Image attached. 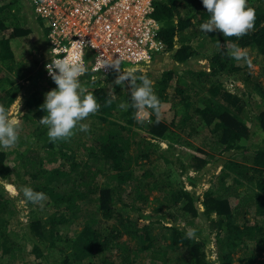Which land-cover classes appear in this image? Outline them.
Instances as JSON below:
<instances>
[{
  "label": "trees",
  "instance_id": "obj_1",
  "mask_svg": "<svg viewBox=\"0 0 264 264\" xmlns=\"http://www.w3.org/2000/svg\"><path fill=\"white\" fill-rule=\"evenodd\" d=\"M246 4L255 9L254 28L237 38L201 31L210 18L202 0L154 1L152 16L160 24L164 51L174 61L164 70L156 67L161 74L153 82L158 115L145 109L148 116L138 121L131 92L118 91L113 99L89 73L81 79L100 108L88 118L98 122L52 142L40 123L43 98L32 92L21 122L31 139L19 136L14 147L0 149V179H12L8 185L14 192L19 189L20 200L24 187L45 193V199L26 202L21 217V207L0 183V264H167V247L181 253L177 264H232L239 253L240 264H264V86L248 68L253 56L260 58L258 76L264 77V0ZM28 5V0H0V104L8 109L22 87L12 73L30 80L29 63L16 62L10 45L31 34L30 22L21 24L12 12L13 6ZM234 44L246 53L244 59L231 58ZM206 45L208 53L203 52ZM203 58L207 70L176 65ZM148 73L133 70L134 83ZM227 79L238 80L242 89L233 93L224 85ZM165 103L173 111L169 122L160 118ZM109 116L120 121H109ZM197 136H202L200 146L193 143ZM215 154L224 156L218 159L221 168L197 193L194 173ZM44 208L48 213L39 215ZM201 215L206 228L194 222ZM74 220L80 230L63 236V228ZM156 225L162 230L156 232ZM191 225L198 239L187 238ZM161 238L165 247L159 245ZM209 240L217 248L216 260L209 257ZM150 250L152 258L145 263Z\"/></svg>",
  "mask_w": 264,
  "mask_h": 264
},
{
  "label": "built area",
  "instance_id": "obj_2",
  "mask_svg": "<svg viewBox=\"0 0 264 264\" xmlns=\"http://www.w3.org/2000/svg\"><path fill=\"white\" fill-rule=\"evenodd\" d=\"M34 14L47 22L46 77L53 60L85 53L87 74L109 75L111 63L129 69L148 67L165 52L160 24L152 16L155 0H29ZM128 69V68H123Z\"/></svg>",
  "mask_w": 264,
  "mask_h": 264
},
{
  "label": "clouds",
  "instance_id": "obj_3",
  "mask_svg": "<svg viewBox=\"0 0 264 264\" xmlns=\"http://www.w3.org/2000/svg\"><path fill=\"white\" fill-rule=\"evenodd\" d=\"M202 3L210 14V18L201 24V31L206 35L219 30L226 37L241 38L254 28L255 9L247 7L246 0H202ZM84 55L85 53L70 58L52 59L46 66L57 87L45 94L44 103L41 105L45 114L40 117V123L47 127V135L52 142L70 138L78 127L80 131H87L88 125L82 124L81 121L88 118L90 114H95L100 108L97 98L88 92L81 79L88 72ZM229 55L234 60L246 57V53L235 44ZM108 65L120 72L118 79L121 83L128 81L133 88L131 101L132 106L137 109L138 121H143L147 116L145 109H151L157 115L159 114L160 102L154 94L150 79L142 77L141 82L135 84L133 69H129L131 67L126 66L124 68L128 67V69L121 71L119 61ZM134 70L145 73L142 68ZM122 72H127V75H123ZM94 82H98V79H94ZM22 115L19 106L14 111H10L0 104V149L11 148L18 143ZM22 195V204L38 203L45 199V193L30 187H24ZM186 236L189 239H198L195 229L187 230Z\"/></svg>",
  "mask_w": 264,
  "mask_h": 264
},
{
  "label": "rangeland",
  "instance_id": "obj_4",
  "mask_svg": "<svg viewBox=\"0 0 264 264\" xmlns=\"http://www.w3.org/2000/svg\"><path fill=\"white\" fill-rule=\"evenodd\" d=\"M29 5H30V1L28 0ZM26 6L25 9H18V6H13L12 7V12L15 13L14 17L16 20V15L18 16L19 20H21V24H26L30 22V27L28 26V28L31 30V34H29V36H22L20 38H15L10 40V45H11V49L13 50L14 54H15V58H16V62H21V63H25L26 64L29 63V73L27 75V78H29L30 80L28 81L27 79H20V77L15 76V73H12V78H14L17 82V84H20L21 90L20 92H18L15 100L13 101V103L11 104L9 110L10 111H14L18 106H19V111L23 114L22 118H21V122H24L25 118V112H26V107H25V103L27 98L32 94V92H35L36 96H40L43 98V102L45 99V94L56 88V84L55 83H51L49 79H47L48 77H46L45 72H43V68L41 65V62L44 61V59L46 58L47 53L43 52V50H45L47 48L48 50V40H47V22L39 17H37L33 10L31 5L30 6ZM20 15V16H19ZM23 26V25H22ZM198 28V26H197ZM188 32V29L184 31V33ZM175 39V43L177 45V47L179 46V39H178V34L176 35ZM194 44V43H193ZM205 53L209 52V45H206L205 50L203 51ZM42 55H41V54ZM260 58L257 57V59L253 56V60L251 65L248 67L249 68V72L251 73L252 77L257 78V80L261 83L262 86H264V77L262 76H258L259 75V66H258V60ZM171 62H174L173 59H171L170 57V52H163L162 54H159L156 56V58H154V61L152 62V64L150 63L148 67L142 68V71L145 72V74H147L148 72V79H150L153 82H155V80L157 79V77L160 74V72H158L157 68H161L163 67L162 70H164V68L166 66H172ZM1 64V63H0ZM128 63H121V71H123V68L127 66ZM176 65L178 67H183L187 70L189 69H196V68H204V69H208V62L206 59H200L198 61L195 60H189L188 63H176ZM27 68V66H25ZM24 67V68H25ZM157 67V68H156ZM128 68V67H127ZM247 69V68H246ZM158 73V74H157ZM123 75H127V72H122ZM120 75V72L115 71L114 73H112L111 75H104L101 73H97V77H95L94 79L97 80L98 82H95L96 86H103L104 90L106 92L109 93V95L113 98L116 99L117 97V92H121V93H126V92H132V88L130 87V83L128 81H125L124 83H121L120 80L118 79ZM39 79L43 80L45 82V84H41L39 82ZM83 79V78H82ZM53 80V79H51ZM90 81H91V76H90ZM105 84H104V83ZM224 85L226 88H228L230 91H232L233 93L239 92L240 89H242L243 85L238 81H231L229 79L224 80ZM3 88L7 87V86H2ZM126 101V98L123 97L122 99V104H124ZM165 107V113L163 115L160 116L161 119L165 120L166 122H169L170 119L173 117V111L169 108L170 104L169 103H165L163 104ZM250 110H253L252 107L250 108ZM145 112L147 113L148 116V112L145 110ZM254 112V111H253ZM146 116V117H147ZM109 121H120L116 118H114L113 116H109L107 118ZM94 121H96V123L98 122L97 119L95 118H86L83 121V124H91ZM122 122V121H121ZM32 129V128H31ZM25 130H27L25 128ZM85 132V131H84ZM25 133V134H24ZM30 131H28V135L26 134V132H24L22 129L20 130V137H23L24 139H26V137H28L27 140H30L31 137L29 136ZM86 134L84 133V136ZM87 136V135H86ZM85 136V137H86ZM30 137V138H29ZM88 137V136H87ZM200 137L202 136H197L196 139L193 140V143L196 146H200L201 144V140ZM33 144V140L29 141V144ZM30 144V145H31ZM23 147V146H22ZM21 150V147H20ZM224 159V156H219V154H215L214 157L211 156V158L209 159L210 161L207 163L206 167L196 173H194L197 178L199 179V183L196 186V191L197 193H199L202 189L209 187L210 185V180H211V175L213 173H217L218 170H220L221 168V163H219L218 159ZM215 160L217 161L215 163ZM141 163H143L141 161ZM168 167V166H167ZM138 172L140 170H137ZM178 171V170H177ZM105 177V176H104ZM103 181V177L99 179V182ZM183 181L186 182V179L183 178ZM229 181V179L227 180ZM231 181V180H230ZM0 183H5V188L7 190V192L9 193V196L11 197V199H13V202L16 204L17 207H21V212H20V216L23 217L24 213H27V203H21V195H20V191L18 189V192L16 190V192H14L11 189V186L8 185V183H13L12 179L10 180H1L0 179ZM15 187V186H14ZM190 187V186H189ZM187 186V188H189ZM153 194H157L156 192H154ZM15 197H18V199L20 201H18ZM153 196L149 197V202H151L150 207L154 206V202L151 200ZM18 203H20V206H18ZM148 207L147 208V212H149L151 210V208ZM31 208H36L34 206H32ZM37 209V208H36ZM48 213V210H46L45 208L41 211H39V215L40 214H46ZM25 215V214H24ZM196 227L199 228H206V226L208 225L207 222H205L203 220V216L201 215L199 218H197L196 220H194ZM180 222H178L179 224ZM180 225V224H179ZM156 232H159L160 230H162V227L159 225H156ZM196 227L194 226H188L189 229H195ZM80 224L77 223L76 220H74V222L69 225V227L63 228V236L67 235V234H73L76 231L80 230ZM160 241V246L163 245V243H165L162 247H165L166 245V241L161 238L159 239ZM210 244L208 246L209 251V257L212 260H216L217 258V248L215 247V245L213 244L214 240H209ZM27 244L28 246H30L31 242L29 240H27ZM161 247V248H162ZM167 247V246H166ZM239 253V252H237ZM152 254H153V250L148 251L147 255L144 256L143 261L145 263L150 262V258H152ZM240 254V253H239ZM239 254H236L235 259L233 260L232 264H240L239 261L236 259L238 257ZM262 255H264V252L262 253ZM181 253L177 252L176 250H171L169 247H167V264H177L179 262ZM34 257L32 256H28L27 259L29 260H33ZM140 259V258H139ZM14 264H20L19 261L17 260Z\"/></svg>",
  "mask_w": 264,
  "mask_h": 264
}]
</instances>
